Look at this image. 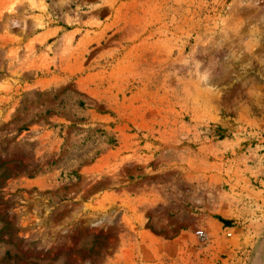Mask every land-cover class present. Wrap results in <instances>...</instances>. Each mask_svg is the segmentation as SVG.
Wrapping results in <instances>:
<instances>
[{
  "label": "rangeland",
  "instance_id": "obj_1",
  "mask_svg": "<svg viewBox=\"0 0 264 264\" xmlns=\"http://www.w3.org/2000/svg\"><path fill=\"white\" fill-rule=\"evenodd\" d=\"M7 253L264 264V0H0Z\"/></svg>",
  "mask_w": 264,
  "mask_h": 264
},
{
  "label": "trees",
  "instance_id": "obj_2",
  "mask_svg": "<svg viewBox=\"0 0 264 264\" xmlns=\"http://www.w3.org/2000/svg\"><path fill=\"white\" fill-rule=\"evenodd\" d=\"M101 240H102V235L100 233L94 235L93 236V243H92V245L94 246V244H100ZM89 251L90 252L92 251L91 253H93V249L92 248ZM6 255H7V257H6L7 264H10V262H9L10 256H8V253Z\"/></svg>",
  "mask_w": 264,
  "mask_h": 264
},
{
  "label": "built area",
  "instance_id": "obj_3",
  "mask_svg": "<svg viewBox=\"0 0 264 264\" xmlns=\"http://www.w3.org/2000/svg\"><path fill=\"white\" fill-rule=\"evenodd\" d=\"M200 235H202L201 233H199Z\"/></svg>",
  "mask_w": 264,
  "mask_h": 264
}]
</instances>
